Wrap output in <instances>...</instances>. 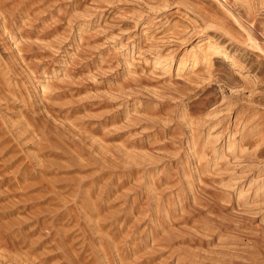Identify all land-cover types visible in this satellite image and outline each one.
<instances>
[{
	"label": "rangeland",
	"instance_id": "obj_1",
	"mask_svg": "<svg viewBox=\"0 0 264 264\" xmlns=\"http://www.w3.org/2000/svg\"><path fill=\"white\" fill-rule=\"evenodd\" d=\"M0 264H264V0H0Z\"/></svg>",
	"mask_w": 264,
	"mask_h": 264
}]
</instances>
